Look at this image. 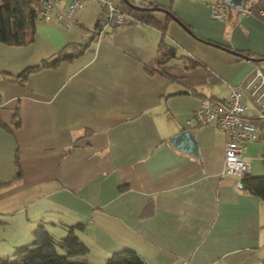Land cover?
I'll use <instances>...</instances> for the list:
<instances>
[{
  "label": "crops",
  "instance_id": "crops-1",
  "mask_svg": "<svg viewBox=\"0 0 264 264\" xmlns=\"http://www.w3.org/2000/svg\"><path fill=\"white\" fill-rule=\"evenodd\" d=\"M135 2L171 7L179 19L153 12L167 21L164 37L145 23L91 37L99 7L89 2L70 28L37 19L32 43L0 42V122L10 128L0 124V183L17 174V157L22 169L0 187V228L9 227L0 244L31 243L40 225L63 237L82 223L76 232L89 253L76 260L92 264L125 247L155 264H260L264 200L225 174L224 131L187 121L202 101L226 100L231 86L242 90L246 114L262 113L249 83L256 67L264 71V16L228 7L216 19L214 0ZM162 39L177 57L151 73ZM71 43L87 47L18 77ZM185 129L199 155L170 142Z\"/></svg>",
  "mask_w": 264,
  "mask_h": 264
},
{
  "label": "trees",
  "instance_id": "trees-1",
  "mask_svg": "<svg viewBox=\"0 0 264 264\" xmlns=\"http://www.w3.org/2000/svg\"><path fill=\"white\" fill-rule=\"evenodd\" d=\"M136 3L135 0H130ZM142 9L134 8L123 0L118 1V7L138 19L141 23L150 24L161 29L163 37L167 30V21H159L153 14L156 10H164L170 18L179 19L171 7H165L157 3L141 5ZM259 6L264 7V0ZM39 11V3L36 0H0V42L8 45L23 46L35 40V24ZM87 45L71 43L65 46L49 59L43 60L40 64L27 67L18 77L24 79L30 72L44 68H56L61 62L71 60L78 56ZM242 56H246L239 53ZM177 57L176 46L166 42L164 39L159 44L157 55L147 64L149 72L154 73L161 69V66L169 59ZM198 61L192 62L191 67ZM4 74V73H0ZM264 116V108L262 109ZM1 126L10 128L1 123ZM261 137L264 143V119H261ZM264 157V154H263ZM17 174L8 181L0 183V187L22 176V169L17 157ZM242 190L256 195L264 200V174H247L242 177ZM82 223L69 226V232L63 237H56L43 225L38 226L34 232V240L31 243L17 246L12 255L0 257V264H92L86 261L71 260V256H84L89 253V247L77 235V230L82 229ZM63 251V252H61ZM105 264H144L142 257L131 248H123L115 252Z\"/></svg>",
  "mask_w": 264,
  "mask_h": 264
},
{
  "label": "built area",
  "instance_id": "built-area-1",
  "mask_svg": "<svg viewBox=\"0 0 264 264\" xmlns=\"http://www.w3.org/2000/svg\"><path fill=\"white\" fill-rule=\"evenodd\" d=\"M39 3L37 19L48 22L56 17L66 27L75 24V12L91 2L99 7V16L94 29L90 31L91 37H101L109 27L119 24H140L132 15L118 7L119 0H71L66 9L58 6V0H36ZM262 0H244L242 5L232 7L227 0H214L211 8L213 18L224 19L225 10L230 7L241 15L264 16V7L259 6ZM254 85L253 94L264 108V71L256 67L250 80ZM261 91V93H260ZM243 92L238 86H231L226 100H204L193 112L187 124L206 125L214 124L224 131L226 137L225 147V174L232 177H243L251 172L252 164L245 155L247 143L259 140L261 137V119L263 114L252 117L246 114L243 103ZM144 264H155L145 261ZM183 264H190L184 261Z\"/></svg>",
  "mask_w": 264,
  "mask_h": 264
},
{
  "label": "rangeland",
  "instance_id": "rangeland-1",
  "mask_svg": "<svg viewBox=\"0 0 264 264\" xmlns=\"http://www.w3.org/2000/svg\"><path fill=\"white\" fill-rule=\"evenodd\" d=\"M257 105V104H256ZM259 106V105H258ZM261 110V106H259ZM252 112V111H251ZM261 114L259 113L258 115L255 116H260ZM254 117V114L249 115ZM248 153H249V159L252 163V174L255 175L258 171L263 170L262 173L259 174H264V143L262 140H257V141H251L248 143ZM13 232V230H12ZM6 233L7 235L9 234V227H3L0 228V234ZM17 247H10V244H0V257H7L9 255H12L13 252L15 251ZM63 252V251H61ZM71 260H76V256H71Z\"/></svg>",
  "mask_w": 264,
  "mask_h": 264
},
{
  "label": "water",
  "instance_id": "water-1",
  "mask_svg": "<svg viewBox=\"0 0 264 264\" xmlns=\"http://www.w3.org/2000/svg\"><path fill=\"white\" fill-rule=\"evenodd\" d=\"M125 3H127L128 5L137 8V9H142L144 7H142L141 5H137L133 2H131L130 0H123ZM244 0H227L228 5L232 6V7H237L242 5ZM249 59H254L253 57H249ZM170 142H172L175 146H186V148H188V150L195 154V155H199V148H198V143L195 140V138L193 137V134L190 130L185 129L183 130L181 133H179L178 135L172 137L170 139ZM239 186H242V183H239ZM260 264H264V260L260 263Z\"/></svg>",
  "mask_w": 264,
  "mask_h": 264
}]
</instances>
